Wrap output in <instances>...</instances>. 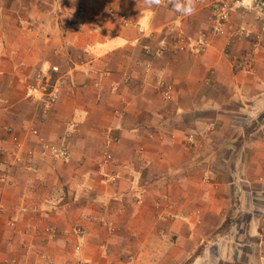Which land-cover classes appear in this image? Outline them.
<instances>
[{
  "label": "crops",
  "instance_id": "1",
  "mask_svg": "<svg viewBox=\"0 0 264 264\" xmlns=\"http://www.w3.org/2000/svg\"><path fill=\"white\" fill-rule=\"evenodd\" d=\"M211 1L0 0V264H264V53L242 71L251 43L212 33ZM178 34L209 47L174 53ZM52 67L45 111L27 87Z\"/></svg>",
  "mask_w": 264,
  "mask_h": 264
},
{
  "label": "built area",
  "instance_id": "2",
  "mask_svg": "<svg viewBox=\"0 0 264 264\" xmlns=\"http://www.w3.org/2000/svg\"><path fill=\"white\" fill-rule=\"evenodd\" d=\"M159 4H166L168 0H157ZM211 8V22L212 33L216 36L226 37L229 43L233 40L236 41H249L251 43L250 54L241 59L240 67L242 71H251L253 67V58L258 52L264 53V0H212ZM111 15L119 18L124 24H131L123 16H117L112 10ZM233 14H241L251 16L258 23V30L252 31L246 26H239L237 28L230 27V20ZM171 45L174 53L189 52L194 55L203 54L209 47V41L205 36L196 39H187L182 34H178L172 41ZM168 46L161 44L158 46L155 56L163 57L167 52ZM145 54H150L149 48L144 49ZM59 72L58 68L52 67L47 71L41 73L39 77L38 86H28L27 96L28 99H33L41 102L45 111L53 106L59 98V87L54 82V74ZM156 86L165 102H170L175 96V88L173 84L169 83L164 77L163 73L159 72L156 76ZM10 136L12 145V165H33V158L35 152L32 149H25L23 142L11 130L7 131ZM31 135L36 139L39 146L38 155L41 158H51L53 160L67 161L69 159V151L64 146L55 145L47 141L39 134L36 129L31 130ZM110 159V156H107ZM5 176H1L4 179ZM79 235H83L81 229L78 230ZM1 264H18L15 261L6 260Z\"/></svg>",
  "mask_w": 264,
  "mask_h": 264
},
{
  "label": "rangeland",
  "instance_id": "3",
  "mask_svg": "<svg viewBox=\"0 0 264 264\" xmlns=\"http://www.w3.org/2000/svg\"><path fill=\"white\" fill-rule=\"evenodd\" d=\"M100 251H101V253H102V252L108 253V248H107V246H106V245H102V246H100ZM78 264H80V263H78Z\"/></svg>",
  "mask_w": 264,
  "mask_h": 264
},
{
  "label": "clouds",
  "instance_id": "4",
  "mask_svg": "<svg viewBox=\"0 0 264 264\" xmlns=\"http://www.w3.org/2000/svg\"><path fill=\"white\" fill-rule=\"evenodd\" d=\"M189 7L190 8H194V2H193V0H189Z\"/></svg>",
  "mask_w": 264,
  "mask_h": 264
}]
</instances>
